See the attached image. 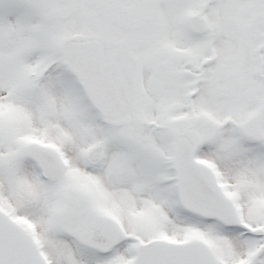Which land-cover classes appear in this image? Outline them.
Listing matches in <instances>:
<instances>
[{"label":"snow or ice","instance_id":"6c2138e0","mask_svg":"<svg viewBox=\"0 0 264 264\" xmlns=\"http://www.w3.org/2000/svg\"><path fill=\"white\" fill-rule=\"evenodd\" d=\"M0 264H264V0H0Z\"/></svg>","mask_w":264,"mask_h":264}]
</instances>
